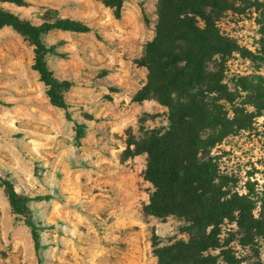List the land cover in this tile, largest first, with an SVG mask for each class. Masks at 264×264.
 Instances as JSON below:
<instances>
[{
    "label": "rangeland",
    "instance_id": "374dc122",
    "mask_svg": "<svg viewBox=\"0 0 264 264\" xmlns=\"http://www.w3.org/2000/svg\"><path fill=\"white\" fill-rule=\"evenodd\" d=\"M156 0H123L119 18L101 0L1 2L33 24L57 17L80 20L87 32L52 29L43 36L55 53L45 59L54 76L68 82L64 96L72 120L53 105L33 69L34 45L13 27H0V175L19 194L48 195L28 203L39 231V264H158L151 238L186 239L183 220L158 218L144 207L152 185L145 178L147 135L165 128L166 107L153 96L132 100L145 83L137 60L154 35ZM258 13L227 12L223 32L240 50L224 62L227 118L244 124L215 144L219 172L229 193L264 196V35ZM246 50V51H245ZM239 112L234 115L233 111ZM250 113V114H248ZM74 121L83 125L76 139ZM215 264H264L255 244L242 245L234 222L217 234ZM264 248V239L259 240ZM261 250V249H260ZM30 229L10 206L0 184V264H36Z\"/></svg>",
    "mask_w": 264,
    "mask_h": 264
},
{
    "label": "trees",
    "instance_id": "16d2710c",
    "mask_svg": "<svg viewBox=\"0 0 264 264\" xmlns=\"http://www.w3.org/2000/svg\"><path fill=\"white\" fill-rule=\"evenodd\" d=\"M24 4L25 0H0ZM114 8L120 17L123 0H101ZM258 13L259 32L264 35V0H156L153 37L146 41L137 60L146 66L145 83L132 100L153 96L166 107L165 128L152 130L143 149L147 153L145 178L152 185L144 209L155 217L175 216L183 220L180 230L186 239L170 237L160 244L151 238L152 252L158 264H215L216 255L208 250L218 247L217 234L224 220L234 222L242 245L258 246L264 239V196L257 214V194L248 188L246 194L229 193L225 189L227 176L219 172L212 147L226 135L243 128L244 124L229 120L219 103L228 99L223 80L226 57L239 51L233 37L223 32L219 20L229 11ZM11 26L29 38L34 45L32 67L47 87L50 102L67 111L64 96L66 80L54 76L46 62V55L55 53L54 45H46L43 36L52 29L87 32L86 23L71 18H50L40 24L20 18L0 7V27ZM246 51V50H245ZM251 102L256 109H264V97ZM234 115L238 110H232ZM250 114V113H248ZM75 136L83 135V125L74 121ZM0 184L16 214L23 216L30 229L37 262L39 231L42 227L32 219L29 201L46 199L48 195L29 197L15 191L12 182L0 175ZM261 249V250H260Z\"/></svg>",
    "mask_w": 264,
    "mask_h": 264
}]
</instances>
